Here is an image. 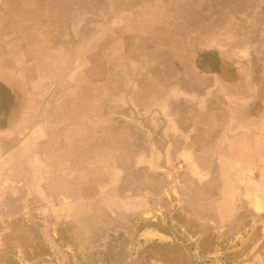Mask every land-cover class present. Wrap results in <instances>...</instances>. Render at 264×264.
Masks as SVG:
<instances>
[{"label": "rangeland", "instance_id": "obj_1", "mask_svg": "<svg viewBox=\"0 0 264 264\" xmlns=\"http://www.w3.org/2000/svg\"><path fill=\"white\" fill-rule=\"evenodd\" d=\"M70 1L0 0L4 79L23 94L17 80L30 71L55 84L54 95L71 78L73 94L31 96L15 162L0 165V264H264V131L242 143L255 157L232 164L219 158L230 152L219 119L206 113L200 129L204 116L195 115L198 130L180 132L187 116L164 124L161 111L149 110L166 94L160 77L201 74L199 48L214 43L208 23L205 36L184 37L181 20L167 22L164 9L151 20L110 14L106 24L94 15L88 43L64 55L70 47L58 29L72 21L53 19L69 14ZM136 35L152 42L141 49L152 78L133 68ZM32 43L39 50L27 52ZM65 61L78 67L62 68ZM262 66L254 60L259 82Z\"/></svg>", "mask_w": 264, "mask_h": 264}, {"label": "crops", "instance_id": "obj_2", "mask_svg": "<svg viewBox=\"0 0 264 264\" xmlns=\"http://www.w3.org/2000/svg\"><path fill=\"white\" fill-rule=\"evenodd\" d=\"M138 1L139 2H136V0L135 2H133V0L70 1L69 14H54L55 18L53 19L59 22L72 21L68 28H64L62 34L60 30L61 24L59 25L58 31L60 32L58 34V39L61 38L62 41H58L70 47L69 49H63V54L66 55L65 53L67 51H73L74 49L72 47H75L74 45L82 44V42L84 45L88 43V35L90 33L89 27L93 26L92 22L95 19L94 15H99L103 23L106 24L107 19L109 21L110 14L117 15L124 6L128 9L127 5L131 3L133 4L131 12H133V18H136V20H142L143 17L147 20L149 17V20H151L152 17L159 18L162 16L158 14H162L163 12L155 11V5H158L155 4L157 0H150L149 2H145L144 0ZM205 1L190 0L187 7L182 6L180 13H175L172 8L177 2L166 0L165 4L167 10H165V13L168 14L169 11V16H166V21L173 24L175 20H181V30L183 33H186L184 37H193L194 35L200 37L205 36V25L208 23L207 26L213 31L212 41L214 43H209L212 46L208 48L201 45L204 49H199L203 51L209 48L218 49L222 58L229 61L231 66L235 67L234 69L236 70L240 67L237 64V60L245 62L244 75L238 80L235 78L230 80L224 77L195 73L194 78H188L187 80L181 78L179 81H176L173 74L170 72L169 74L166 73V77L164 78L163 75L160 77L159 83H157L166 86V94L159 93L157 96H161V98L157 100V103L151 105L149 110H151V112L154 111V109L155 111H161V118L164 124H168L169 120L173 121L176 117L178 119L180 116H187L189 120L184 119L186 122L183 123V121H181L180 126H178L179 124L175 121L177 127L176 125L174 126L180 132L194 131L192 121H195V118H193L195 115L199 118L208 113L207 115L212 116V121L216 120L215 122H217L219 119L222 125L218 126V131L216 130V132L220 134H229V142H227L225 146L227 145L230 150L227 155H222V152H220L219 158L228 156L227 159L230 160V163L239 165L244 162V158L248 159L255 157L252 154L250 155L249 150L244 151V148L245 150L249 148L242 143L246 140L245 144H250V140L248 139L249 134L256 133L261 135V132L264 131V49H256L260 46V42L264 40V19H257V16L253 14L252 10H244L239 7L222 10L223 6L228 4L227 0H207V5ZM95 6L100 9V12H94ZM147 6H149V8H147ZM99 17L96 18L99 19ZM191 21L197 22L196 26L192 29H190L191 27L189 25ZM203 22H205V25ZM152 31L153 30H151V32ZM34 32L38 33L39 37L42 38L38 30ZM223 32H229V37ZM164 33L169 34L167 28L164 29ZM149 34L153 35L150 32ZM71 37L74 39L70 40ZM161 37L164 36L162 35ZM236 37L238 40H236ZM142 41H147L152 44L150 39L144 38L142 35H136V37H134L133 45L136 47L134 48L135 56H133V60L135 65L133 68L138 71L140 69L141 75L145 74L147 76L153 67L146 63V55L144 51H141V49L146 48V46L143 45L145 42ZM32 45L34 48H27V52H34L35 49L39 50V47L35 46L33 43ZM155 46L157 47V45ZM83 50H85L84 52L86 53H92L93 51L91 48H85ZM157 50L159 51V49ZM76 51L78 50L76 49ZM187 54H190L189 50H187ZM254 60H260L263 64V76L260 82L258 79L256 80L254 76ZM67 62L68 61H65L61 65L62 68L78 67L76 62L75 64ZM176 62L175 59H171L168 63L171 64V68L174 69L178 66ZM6 67L0 66V165L5 164L8 166L15 162V157L12 156L15 149L13 146H15L16 142L24 138L26 129L23 125H25L24 120L29 114L31 96L52 95L54 92L52 89L55 84H42L37 74H33L30 71L22 72L23 76L19 81L17 80V83L20 84V81L25 83L26 90L23 94H19L20 88L18 86L16 87L13 82L9 83L4 79L3 74L5 72L7 73V71H5ZM166 67L168 68V66ZM138 71H136V73ZM151 74L153 73L150 72V76H148L152 78ZM71 85V78L65 79L58 88H55V91L58 90L52 96H61L63 91H65L64 96H73L70 90ZM260 86L262 88L261 90H263L261 96L258 93ZM175 106H177L176 108H179V110L173 109ZM179 106L187 109L180 112ZM14 108H17V110L13 111ZM163 110L167 111L165 112L166 114ZM170 110H173L175 114H170ZM207 115L204 116V119H198L200 129L205 126ZM224 116L226 117L225 120L223 119ZM253 121L255 122L254 124L252 123ZM179 127H181L182 130H180ZM194 128L196 132L198 127ZM259 135L256 137L258 138Z\"/></svg>", "mask_w": 264, "mask_h": 264}, {"label": "flooded vegetation", "instance_id": "obj_3", "mask_svg": "<svg viewBox=\"0 0 264 264\" xmlns=\"http://www.w3.org/2000/svg\"><path fill=\"white\" fill-rule=\"evenodd\" d=\"M144 1L149 2L150 0H144ZM152 1H156V0H152ZM168 1L177 2L176 5L172 8V10H176V11H179L182 8V6L187 7L190 3V0H168ZM133 2H135V0H133ZM136 2H139V1L136 0ZM165 2L166 0H157V3L155 4H158V5H155L156 7L155 11L163 12V9L164 11L167 10L166 9L167 6ZM227 2L228 4H234L235 2L236 4L235 6L237 8L240 7L244 10H252L253 14L257 16V19H262V20L264 19V0H227ZM205 4L207 5V0L205 1ZM127 6H128V9L125 8L124 6L119 12V14H121L123 17L125 16L134 17L133 12H131L133 4L128 3ZM147 8H149V6H147ZM152 14H157V13H152ZM163 14L164 12L158 15H163ZM168 14H169V11H168ZM168 14H166V16H169ZM123 19L127 20L128 18H123ZM157 36L159 37L160 35H157ZM210 49L211 50L209 51L206 49V51H204L206 52V55H204V57H201L199 61L197 62L198 69L201 68L203 70L200 72L201 74L212 75L216 77H224L230 80L234 78L238 80L241 76L244 75L245 69H244L243 64L239 65L240 69L238 68V70H236L234 69L235 67L231 66V63H229V61H227L225 58H222V55L219 54L218 49L216 48H210ZM256 49L258 50L264 49V40L260 42V46L257 47ZM223 67L229 68V72H227L225 69H222Z\"/></svg>", "mask_w": 264, "mask_h": 264}]
</instances>
